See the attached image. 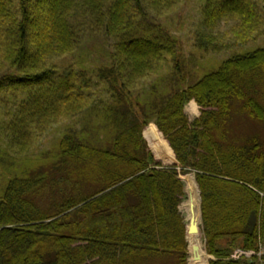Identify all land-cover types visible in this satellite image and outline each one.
Segmentation results:
<instances>
[{"label":"trees","instance_id":"1","mask_svg":"<svg viewBox=\"0 0 264 264\" xmlns=\"http://www.w3.org/2000/svg\"><path fill=\"white\" fill-rule=\"evenodd\" d=\"M180 1L0 0V149L29 155L35 140L85 112L118 132L108 148L76 129L61 131L50 157L60 162V178L47 184L39 173L8 182L0 200V264H149L168 257L187 264L180 176L190 172L201 190L210 264H264L230 258L239 247L257 249L264 226V135L248 139L232 127L242 114L264 127V44L231 55L188 87L145 84L159 68H179L178 37L160 19ZM203 1L209 30L197 43L204 51L264 35V0ZM227 20L241 30L231 43L215 32ZM191 100L201 107L193 122L185 112ZM152 120L179 164L155 160L143 136ZM86 168L92 176L75 178ZM93 183L95 190H84ZM47 192L65 194L51 213L32 199Z\"/></svg>","mask_w":264,"mask_h":264},{"label":"rangeland","instance_id":"2","mask_svg":"<svg viewBox=\"0 0 264 264\" xmlns=\"http://www.w3.org/2000/svg\"><path fill=\"white\" fill-rule=\"evenodd\" d=\"M204 1L203 0H181L176 6H174L171 10L165 12L161 17V23L166 26L172 34L178 37L180 48L178 61L180 63L179 68L173 70V68H159L156 72L152 73L150 78L145 81V84L156 82H161L164 88L168 86V91L180 88H185L190 86V84L198 81L203 75L207 73H211L219 69L220 64L228 57L235 53L244 52L251 50L259 45L264 44V35L263 36H255L251 37L246 42L239 43L233 47H226L220 52H206L198 46V36L201 33H207L209 28L203 25V8ZM215 32L220 35L219 38L222 39L223 43H231L236 39L235 37L241 36L239 32H241L240 27L236 25L233 20H227L218 24L215 28ZM204 31V32H202ZM58 61H62L61 59ZM63 61L66 63H70V58H63ZM173 66V63H172ZM171 71V73H170ZM171 88V89H170ZM134 103L136 104V98H133ZM193 102L197 104L195 100H191L185 106V112L187 113L190 122L195 121L201 115V107L197 104L196 110L193 106ZM139 109L135 106V110ZM142 118V115H140ZM152 123L156 124L154 120H152L147 126L143 128V136L147 140L148 148L153 153L156 161L160 162L162 160L163 165H176L177 162L176 154L175 161L172 162H163V159L158 156L154 148L152 147L148 137L145 134V130ZM157 125V124H156ZM158 127V126H157ZM232 127L239 135H244L245 138H252L258 135L260 138L264 135V127L257 121L249 118L247 115H238L235 116V120L233 121ZM83 135V138L88 140L89 142L95 144L96 146H106L111 148L113 139L118 134L115 130L107 131L105 129V125L101 123L99 118L96 117V114H90L89 112H85L84 114L78 116L75 119H66L64 122H61L59 125L55 126L52 130L45 133L40 139L35 140V145L32 148V151L29 155H24L21 157H15L14 155H10L6 151H2L0 149V200L3 198V195L6 190V186L8 182L14 178H36L37 174L44 173L47 177L45 181L49 184L51 180L60 178L58 175L59 164L54 165L55 162L59 160L53 161L50 159L52 154L54 153V144L57 143V138L59 132H67L75 130ZM159 129V128H158ZM161 132V131H160ZM162 133V132H161ZM162 136L165 138L164 134ZM166 139V138H165ZM167 140V139H166ZM168 141V140H167ZM262 141V139H260ZM175 153V152H174ZM92 169L86 168L82 173L75 172V178L82 179L85 176H92ZM192 176L196 183V176L194 172H190L187 174L181 175V179L184 182L185 187V196L182 198V202L180 204V211L184 217L186 222V203L188 201V193H187V182L186 177ZM56 177V178H55ZM69 186L68 184H65ZM198 185V183H197ZM199 186V185H198ZM96 189V183L92 185L84 184V190L92 192ZM198 189H200L198 187ZM73 190V189H72ZM70 190V191H72ZM69 191V192H70ZM73 194V193H71ZM65 198L62 195V192H57L56 195L53 193H46L44 195L38 196L37 194L32 197L34 201L38 203L43 209H45L48 213L54 212V209H57L55 205L61 203ZM187 225V223H186ZM203 221H201V230L203 231V241L208 253V261L209 264L211 260L215 259V257L209 254L206 247V240L204 236L203 230ZM186 240H189L186 232ZM187 247V248H188ZM241 248V247H239ZM190 258V251L188 249V259ZM232 259H236L230 256ZM188 262V260H187ZM149 264H171L172 258H162L160 260H154L148 262ZM188 264V263H187Z\"/></svg>","mask_w":264,"mask_h":264},{"label":"bare ground","instance_id":"3","mask_svg":"<svg viewBox=\"0 0 264 264\" xmlns=\"http://www.w3.org/2000/svg\"><path fill=\"white\" fill-rule=\"evenodd\" d=\"M193 106L197 104L193 102ZM152 147L164 162L175 161V153L163 136L157 125L152 123L145 130ZM188 201L186 203V223L188 226V240L190 247L189 264H209L208 253L203 241V231L201 230L200 195L198 185L192 176L186 177ZM195 254L198 258H195Z\"/></svg>","mask_w":264,"mask_h":264},{"label":"built area","instance_id":"4","mask_svg":"<svg viewBox=\"0 0 264 264\" xmlns=\"http://www.w3.org/2000/svg\"><path fill=\"white\" fill-rule=\"evenodd\" d=\"M264 196V191L260 192ZM242 255H247L248 257H257L260 260L264 258V227L261 229L258 238V248L254 250H242L238 249L235 251L232 257L239 258Z\"/></svg>","mask_w":264,"mask_h":264},{"label":"water","instance_id":"5","mask_svg":"<svg viewBox=\"0 0 264 264\" xmlns=\"http://www.w3.org/2000/svg\"><path fill=\"white\" fill-rule=\"evenodd\" d=\"M160 162H162V160H160ZM164 162V161H163ZM176 164H178V161L175 162ZM199 187V186H198ZM199 195H200V211H201V221H203L202 219V208H201V204H202V197H201V190L199 189ZM187 229H188V226H187ZM187 234H188V230H187ZM189 251H190V247H188ZM195 258L197 259L198 258V255L195 254ZM189 260L190 258L188 259V264H189Z\"/></svg>","mask_w":264,"mask_h":264}]
</instances>
